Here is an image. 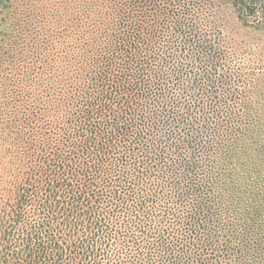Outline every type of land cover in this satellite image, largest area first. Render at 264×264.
<instances>
[{"label":"trees","instance_id":"1","mask_svg":"<svg viewBox=\"0 0 264 264\" xmlns=\"http://www.w3.org/2000/svg\"><path fill=\"white\" fill-rule=\"evenodd\" d=\"M104 1L109 45L87 64L78 144L3 190L0 264H264L263 79L187 22L218 0ZM233 5L264 30V0ZM178 40L182 57L222 71L228 110L193 99L194 76L180 88L192 73L163 71Z\"/></svg>","mask_w":264,"mask_h":264},{"label":"rangeland","instance_id":"2","mask_svg":"<svg viewBox=\"0 0 264 264\" xmlns=\"http://www.w3.org/2000/svg\"><path fill=\"white\" fill-rule=\"evenodd\" d=\"M106 10L104 0H0V201L3 190L12 189L19 178L60 151L69 155L66 152L78 144V94L91 81L87 64L108 48ZM238 15L233 0H218L213 8L191 7L187 22L228 67L244 66L263 79L256 91L258 106L264 101V30ZM180 43L171 50L172 63L163 71L171 73V81L174 74L192 73L180 80V88L194 76L199 86L193 99L202 101V94L212 107L228 110L231 103L220 83L222 71L206 63L203 55L195 61L196 51L191 58L182 57L177 51ZM171 84V97H184ZM206 89L211 90L207 98ZM213 123L209 120L208 126ZM256 238L264 244V225Z\"/></svg>","mask_w":264,"mask_h":264}]
</instances>
